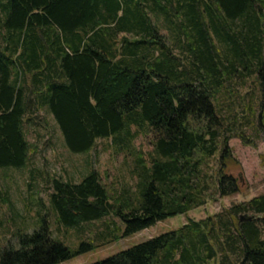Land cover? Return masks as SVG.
Returning <instances> with one entry per match:
<instances>
[{
	"label": "trees",
	"instance_id": "1",
	"mask_svg": "<svg viewBox=\"0 0 264 264\" xmlns=\"http://www.w3.org/2000/svg\"><path fill=\"white\" fill-rule=\"evenodd\" d=\"M0 6L6 30L0 168L27 165L25 125L43 108L76 153L100 138L130 151L141 131L153 133L152 151L135 160L134 193L113 196L95 169L79 181L50 180L61 225L113 216L123 227L107 225L99 239L68 246L43 220L16 234L18 247L5 248L0 264H60L207 202L204 165L219 148L220 92L236 74L257 72L264 94V0H0ZM258 128L264 133V99ZM227 139L223 160L231 156ZM215 186L221 196L239 191L223 167ZM0 200L9 202L1 188ZM217 216L90 264H211L219 255V264H264V194Z\"/></svg>",
	"mask_w": 264,
	"mask_h": 264
},
{
	"label": "rangeland",
	"instance_id": "2",
	"mask_svg": "<svg viewBox=\"0 0 264 264\" xmlns=\"http://www.w3.org/2000/svg\"><path fill=\"white\" fill-rule=\"evenodd\" d=\"M2 18L3 11L0 6L1 35L6 33L1 24ZM162 33L170 34V31L163 28ZM179 51L178 48L175 53L178 54ZM262 81L257 72L236 74L234 78L226 81L216 100L217 113L222 117V123L216 126L219 131L218 151L204 165V173L207 174L210 185L205 204L60 264H90L105 259L151 237L179 229L190 220H217V215L224 213L233 204L264 194V133L258 128V115L264 99ZM35 117V120L25 125L27 138L32 145L27 165L20 169L0 168V188L7 191L9 197L7 203L0 200V260L5 248L18 247V232H32L34 228L41 226L43 220L49 222L54 236L68 246H76L84 239H99L107 225L112 229L123 227L122 222L113 216L82 226L61 225L50 203V194L53 191L50 180L60 177L79 181L91 169H95L113 196L121 195L126 189L134 193L137 178L133 169L137 154L142 152L148 157L153 149V133L141 131L130 146V151L113 144L112 138H100L90 151L72 152L47 109H41ZM226 138L231 156L223 160ZM221 167L226 174L236 178L238 192L227 196H221L217 192L215 177ZM237 256L231 253L233 260ZM220 257L221 255L210 260V263L219 264Z\"/></svg>",
	"mask_w": 264,
	"mask_h": 264
},
{
	"label": "water",
	"instance_id": "3",
	"mask_svg": "<svg viewBox=\"0 0 264 264\" xmlns=\"http://www.w3.org/2000/svg\"><path fill=\"white\" fill-rule=\"evenodd\" d=\"M245 217H246L247 219H254V218H255L254 215H249V214L245 215Z\"/></svg>",
	"mask_w": 264,
	"mask_h": 264
}]
</instances>
